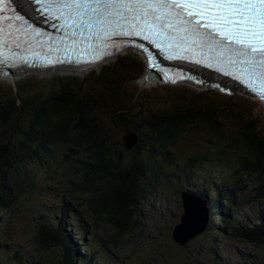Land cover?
Masks as SVG:
<instances>
[{"label":"trees","instance_id":"16d2710c","mask_svg":"<svg viewBox=\"0 0 264 264\" xmlns=\"http://www.w3.org/2000/svg\"><path fill=\"white\" fill-rule=\"evenodd\" d=\"M129 59L119 57L84 78L72 76L59 85L47 80L35 93L19 86L25 94L14 92L7 97L0 87V230L7 214L20 212L21 201L38 194V248L60 249L61 264H107L110 259H122L113 251L115 247L133 236L146 237L142 200L153 204L160 183L185 177L189 183L204 182L183 191L205 200L210 209L204 235L213 258L204 264H228L214 246L223 235L264 246V214L246 217L240 225L217 227L230 218L229 208L237 205L239 192L247 191L245 176L254 180L253 199L264 201V136L257 120L232 98L223 104L181 97L165 100L157 111L147 104L138 106V96L125 83L133 64ZM226 120L235 123V132L229 131ZM197 128L227 142L230 150L244 151L232 175L234 182L226 179L220 186L201 178L205 164L214 159L208 152L177 165L174 147ZM116 129L126 133L122 146L115 141ZM131 134L138 136V144L128 148L126 137ZM59 144L67 147L64 160L72 164L62 174L64 191L49 185L59 173ZM128 150L129 156L125 155ZM221 155L220 161L227 160L224 152ZM219 201L227 207L216 205ZM216 207L218 211L211 212ZM100 224L106 234L93 231ZM7 241L5 246L0 242V251L5 250L7 257L0 256L4 259L0 264H27L22 252L10 248L12 242ZM92 245L98 249L93 251ZM242 256L243 264H264L245 253ZM120 263L130 264L126 258ZM31 264L43 262L32 260Z\"/></svg>","mask_w":264,"mask_h":264},{"label":"rangeland","instance_id":"374dc122","mask_svg":"<svg viewBox=\"0 0 264 264\" xmlns=\"http://www.w3.org/2000/svg\"><path fill=\"white\" fill-rule=\"evenodd\" d=\"M123 56L130 57L131 59H129V62L133 63L132 66L129 67L125 83H127L126 85L130 92L138 96V106H140V104H147L151 109L157 111L161 108V105L165 104V100L179 99L181 97L195 98L197 96L215 99L223 104L229 103V100L232 98L236 106H243L250 111V116L257 120L260 125V132L264 136V103L260 101V99L258 100L241 90H237L231 97L217 90L200 88L191 83L176 85L172 83H168L167 85L160 83L153 87H144L141 85V80L144 75L143 73L146 71V61L138 50L127 49L125 52L113 57L111 61L109 60V62L97 66L94 71L109 66L117 57ZM134 66H136V68ZM90 72L92 71H89V73H80L78 75H60L58 73L43 75L38 72L20 73L21 75H15V81L17 80L16 83L6 82L0 79V87L2 88L3 94L7 97L13 95L14 92L25 94L26 91H28L29 93H35L37 90H41L42 86H44L43 84L47 80H50L53 85H59L61 80H69L72 76L84 78L89 75ZM60 76L67 77L63 78ZM19 86L26 88V91ZM226 124L229 131L235 132V123L226 120ZM113 134L115 141L122 146L121 143L125 142L124 138L126 133L116 129ZM57 147L59 152L57 165L59 173L51 180L52 182L49 185L58 186L64 191L67 188L66 178L62 174L66 173L65 168L72 164L64 160V153L67 147L62 144H59ZM174 148L177 154V165L181 166L185 165L188 159L196 154L205 152L211 154L214 159L205 164L200 176L201 178L214 181L215 184L220 186L226 179H231L232 182L235 181L232 175L234 170L238 167L240 155L244 153V151L235 152L230 150L227 142L218 141L214 136H211L207 130L199 128L185 135ZM130 150L125 152V155L129 156ZM221 152H224V156L227 160L220 161L219 157L222 156ZM80 157L84 158L85 156L82 153ZM247 176H245L249 184L247 191L239 192L240 195L237 205L229 208L231 210L230 218L223 220V224H219L217 227L226 226L225 224L230 227L240 225L246 217L264 214V201L253 199L255 195L253 186L255 183L252 178H247ZM203 185V181L189 183L185 177H175L160 183L158 188L159 194L155 202L150 204L147 199H144L140 206L143 214L142 222L145 225L144 232L146 233V237L133 236L128 239L126 244L119 248L115 247L113 251L122 259H110L106 263L121 264L120 262H122L124 258L128 259L130 264H194L195 262L204 264L210 262V259L213 257L212 251L208 247V238L204 235L207 232L206 230L199 236L190 240L186 245L178 244L173 238L174 228L180 222L184 212L181 192L187 189H195ZM49 195H52V193ZM38 200L39 195L35 194L21 201L19 205L20 212L7 214L5 216L4 224L0 230L2 237L0 242L5 246L9 242L7 241L9 239L12 244L8 246L14 250L21 251L22 255L27 259V264H31L32 260H42L43 264H61L62 251L60 249L55 248L42 251L38 248L39 245L35 239L38 224L35 216L39 210L38 205H41V202ZM219 203L227 207L226 202L219 201L216 205L219 206ZM217 211L218 207L212 209L211 212L215 213ZM228 213L229 212L225 210L224 215H228ZM89 218L93 222V215H90ZM92 229L95 232L106 234L104 224H100V226L96 225L95 228L92 227ZM89 240H91V237ZM214 246L220 249L219 256L224 257L228 261V264L245 263L242 256L243 253L257 261L264 262V246L240 240L233 235H223L219 240V244H215ZM90 248H93V251L98 249L94 248L93 245L90 246ZM5 252V250H1L0 256L7 258ZM2 260L4 259H0V261Z\"/></svg>","mask_w":264,"mask_h":264},{"label":"snow or ice","instance_id":"6c2138e0","mask_svg":"<svg viewBox=\"0 0 264 264\" xmlns=\"http://www.w3.org/2000/svg\"><path fill=\"white\" fill-rule=\"evenodd\" d=\"M41 7L62 21L64 30L50 52L79 51L93 63L109 55L107 48L114 38L140 37L166 60H194L264 96V0H47ZM17 19H24L26 28L13 30L11 17L0 21V46H42L40 38L46 34L25 17ZM0 57V63L15 59L3 52ZM148 58L152 68H159L151 52Z\"/></svg>","mask_w":264,"mask_h":264},{"label":"water","instance_id":"95a60500","mask_svg":"<svg viewBox=\"0 0 264 264\" xmlns=\"http://www.w3.org/2000/svg\"><path fill=\"white\" fill-rule=\"evenodd\" d=\"M126 141L127 147L132 148L138 144V136L131 134L127 136ZM182 205L184 212L180 222L174 228L173 238L178 244L186 245L207 229L210 222V209L205 200L188 191L182 192Z\"/></svg>","mask_w":264,"mask_h":264},{"label":"bare ground","instance_id":"6f19581e","mask_svg":"<svg viewBox=\"0 0 264 264\" xmlns=\"http://www.w3.org/2000/svg\"><path fill=\"white\" fill-rule=\"evenodd\" d=\"M18 8L20 11H22L24 14H26L28 17H30L31 19H34V15H35V11H34V8H35V4L34 3H28V0H15ZM125 52V51H124ZM118 58V57H117ZM110 59H107L105 60L103 63L105 62H109ZM111 61V60H110ZM103 63H100L98 64L101 65ZM61 70H53V69H47L46 71H34V70H28V71H25V72H21L22 74H26L28 72H38V73H41L43 75L45 74H54V73H58L60 72ZM197 71L198 72H201L203 77H205L208 81H211V82H214V81H220L222 83H227V85H230V86H233V88L237 87V84L235 82H232L230 81L227 77H223V76H220L214 72H212L211 70H208V69H201V68H197ZM89 71L86 70V71H83L82 73H86ZM18 75V74H16ZM21 75V74H20ZM0 79L2 81H6V82H15V74L11 73V72H3V71H0ZM149 80H152V79H149ZM142 82V86L144 87H153L154 85H157V84H160V82L158 81H155V82H145L144 80H141ZM202 88V87H200ZM256 98V97H255ZM258 99V98H257ZM263 99V100H262ZM260 101H262L264 103V98H262ZM259 100V99H258Z\"/></svg>","mask_w":264,"mask_h":264},{"label":"clouds","instance_id":"9594fccd","mask_svg":"<svg viewBox=\"0 0 264 264\" xmlns=\"http://www.w3.org/2000/svg\"><path fill=\"white\" fill-rule=\"evenodd\" d=\"M223 204L219 203V207L222 206Z\"/></svg>","mask_w":264,"mask_h":264}]
</instances>
